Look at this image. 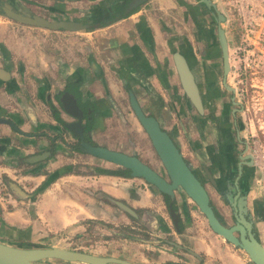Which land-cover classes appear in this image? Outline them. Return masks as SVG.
<instances>
[{
    "label": "crops",
    "instance_id": "0c3cea01",
    "mask_svg": "<svg viewBox=\"0 0 264 264\" xmlns=\"http://www.w3.org/2000/svg\"><path fill=\"white\" fill-rule=\"evenodd\" d=\"M1 1L42 18L94 24L84 30H44L0 17V117L14 118L22 132L32 134L21 136L0 125V182L5 186L4 190L0 185V243L97 256L109 252L113 257L125 252L126 256H138L131 251L137 253V241L119 239L108 246L96 241L97 230L101 231L97 223L104 227L128 223L121 212L98 199L110 196L133 208L147 209L169 227L157 194L142 190L138 180L91 172L90 167L108 166L89 157L56 155L46 166L48 172L68 164L73 171L50 182L23 171L18 157L30 154L49 137L59 136L61 128L52 118L51 108L63 122L71 121L59 106L63 98L72 100L80 110L87 140L109 149L140 153L147 142L130 111L128 93L141 111L153 116L173 138L182 156H189L188 145L194 137L191 139L183 115L188 114L191 120L194 117L178 90L171 53L177 48L174 38L178 30L184 27L178 23L199 17L198 0L194 4L189 0H148L133 10L132 0ZM213 124L214 134H223V143L229 146L228 129ZM10 184L21 192H15ZM249 193L248 187L246 197ZM175 198L177 203L184 199L180 194ZM249 208L255 233L264 246V207ZM189 215L192 222L185 228L184 240L203 255L204 264H214L212 260L249 264L241 251L211 232L198 229L197 235L193 233L192 223L196 227L200 223L197 213ZM151 228L156 229L157 224L153 222ZM86 232L94 236L93 241L84 240ZM166 254H160L161 261L168 259ZM46 264L79 263L46 260Z\"/></svg>",
    "mask_w": 264,
    "mask_h": 264
},
{
    "label": "flooded vegetation",
    "instance_id": "af4514ba",
    "mask_svg": "<svg viewBox=\"0 0 264 264\" xmlns=\"http://www.w3.org/2000/svg\"><path fill=\"white\" fill-rule=\"evenodd\" d=\"M197 2L200 10L199 16H202V19H204L208 25L206 30L205 31L203 30L204 35L201 31L199 32V34L202 35V39L204 38L206 41H209V43H207L203 39L204 43L203 44L201 43L202 46L198 45L196 52L194 49L191 48L189 44H187V42H185V40L183 39L180 40V37H178V33L174 38L177 44L176 51L174 52L180 53L185 58L194 76V81L196 83L202 105V111L201 113H198L190 104V102L186 100L188 103L187 106L189 107V109H191V112L194 117L193 120H191L188 114L183 115L184 116L183 120H185L186 122V127L190 132L191 139L194 137V140L191 142V144L188 145L190 155L186 157L182 156L180 149L178 148L177 144L174 142L173 138L161 127L159 122L153 116L144 114L143 112L142 113L146 116L153 117L158 122L161 130H163L171 139L176 149L180 153L183 162L188 166L192 175L195 177V179L204 189L208 198V205L210 206L214 216L217 219L221 220L223 224L227 228H229L236 225L237 223L236 218H238V215L240 213L244 218V220L250 224V233L261 244L254 230V222L252 218L253 211H250L247 202L246 192L244 193V190H246L247 187H249L248 185L251 180V168H253L252 162H251V166H248L247 163L249 162V160L248 159L244 160L242 158L244 156H249L248 155L249 146H248V142L244 139V137L240 135V130L242 129L241 128L242 126L236 119L237 109L232 105V100H233L232 90L230 91L227 90V88L229 89L231 88L226 85V78L224 79L225 86L223 85V67H222L223 59H222L220 45L218 42L217 29L218 26L220 27L221 24L224 26V29H222V31L224 33V37L227 44V50H228V47L232 42L226 36V31H228V24L226 23V17L223 16L222 13L218 12L215 7H214V11H217L223 17V22L220 24H218V22L216 21V15L214 11L211 12V10L207 8V6H205L202 2H200V0H198ZM210 4L214 6L211 2ZM140 5L141 4L135 6L134 8H132V10L136 9ZM6 8L11 12L19 15H24L29 17H33L37 15L30 14L29 12L22 9L21 10L12 9L7 4H3L1 1L0 17L10 20L12 22L29 27L44 29V30H64L62 28L48 29V28L35 27L20 23L4 13V10ZM37 17L45 20L46 22H51V23L68 22L76 25L78 24L82 26L80 27V30L88 29L92 27L94 24V23L81 24L76 21L53 20V19L42 18L40 16ZM174 52L171 53V60ZM172 64H173V60H172ZM228 70L230 72V67H228ZM178 90L181 91L179 82H178ZM207 98L210 100V102L207 101ZM63 100L72 103V100L70 99L63 98ZM61 102L62 100H60L58 103L62 112H64L65 109L64 106H62ZM180 102L179 104H181ZM128 104H129V100H128ZM183 108H185L184 104H183ZM130 111L133 117L135 118L131 108ZM50 112L54 121L58 125H60L61 128L60 134L59 136L56 135L49 137L47 142L45 144L43 143V145L42 144L36 145L30 154H27L24 157H18V166L24 168L23 171H28L30 175H42L45 177L43 182H50L52 180H55L60 175L66 173H72L73 171L72 170L73 167L68 164V165H63L57 168L56 170H53L52 172H48L46 166L48 163H51L55 160L56 155H63L66 158L72 156L75 157L85 156L96 160L98 163L103 162L108 166L107 169H102L100 167H90L91 172L97 175L105 174V175L116 176L126 180H130V179L138 180L140 182V188L142 190L150 191L152 193L157 194L160 197L161 206L168 218L169 227H167L164 220H162L158 216H155L152 212L148 211L147 209L133 208L123 200H119L116 198H111L110 196L108 197L103 195V198L98 199V202L103 201L107 203V205H110L114 210L121 212L128 219V223L126 225L118 224L112 226L109 225L107 227H104L101 224L99 225L97 223L96 224L97 227L101 226L100 228L106 231V234H103L104 231L97 230V235H101L104 237L109 236L112 242L117 241L119 239H125V241H130V242L137 241L138 244L140 245L137 248V253H136V249L131 251L134 252V254H138V256L141 257V262H142L141 264H204L203 255L193 251L192 246L189 245L184 240V238H186L185 236H183L185 235V228L191 225L192 222L189 213L190 212L197 213L198 222L200 223L199 227H196L192 223V226L190 227H192L191 229H193V233H196L197 235L198 229H203L211 232L215 236L218 235L214 234L210 230L204 216L198 211L196 205L188 197H186L183 192L174 191L173 197L170 198L168 195L160 193L158 190H156L154 186L146 183L143 179L131 177L127 170L115 166L110 162L97 159L89 155L88 153L84 152V149L81 147V144L79 142L78 136H74L69 130L64 128V124L66 122H63L57 117L55 109L51 108ZM215 113H218L217 117L214 116ZM64 114L71 119V121L67 122L66 124L76 122V118L69 116L65 112ZM81 120H80V124H81ZM135 120L137 121L136 118ZM213 122L214 123L216 122L222 128L228 129L227 130L229 132L228 142L230 143L228 144L229 146L223 143L224 142L223 134L218 136L214 134L216 127L214 126ZM137 123L142 133L145 135L147 142V146L146 145L142 146L143 148H141V151L140 153L138 152V154L133 149L122 151L117 149L116 150L109 149L104 146H99L97 144H94L85 138L84 136L85 131L82 126L83 140L92 147L105 148L107 150L120 152L125 155L135 157L139 162H141L142 164L146 165L151 170H153L158 176L162 177L165 181H168L164 169L157 155L155 154V151L150 143L147 134L140 126L138 121ZM0 125H4L8 127L12 132L17 133L21 136H32V134L28 135L22 132L19 126V122L10 116L9 118L0 117ZM41 136H45V135L40 134V137ZM63 136H69V137H63ZM50 139H52V142L50 141ZM53 141L60 143V145L57 146V144L53 143ZM228 147L230 150L228 149ZM24 159H26V161ZM88 168L89 167L85 165L86 171H88ZM0 185L2 189L5 190V186L3 185L2 182H0ZM176 194L182 195L184 199L181 202L178 201L177 203L175 198ZM241 196L243 197L244 200L243 212L242 211L240 212L238 208V199L241 198ZM169 207L172 209V211L177 217L175 223L173 222L169 214ZM259 214L263 215L261 210L259 211ZM153 222L154 224L155 223L157 224L156 229L151 228ZM161 233L163 236L159 237V234ZM233 235L235 237H238L237 232H233ZM218 238L220 240H223L219 236ZM223 242L228 246L234 248L235 250H239L238 248L233 247L228 242L224 240ZM261 246L264 247L262 244ZM160 252L167 253L166 255L168 257H173V259L168 258L161 261ZM125 253L123 254L124 256L127 255V253L126 254ZM110 254L111 253H108L107 256H102V257L115 258ZM150 258H154V259H150ZM245 258L247 259L249 264H252L248 260L246 255ZM119 260H123V259H119ZM212 261L214 262V264H219V262L216 260H212ZM63 263H69V262H63ZM131 264H135V263H131Z\"/></svg>",
    "mask_w": 264,
    "mask_h": 264
},
{
    "label": "water",
    "instance_id": "95a60500",
    "mask_svg": "<svg viewBox=\"0 0 264 264\" xmlns=\"http://www.w3.org/2000/svg\"><path fill=\"white\" fill-rule=\"evenodd\" d=\"M145 1L147 0H132L131 7L134 8ZM200 2L207 6L211 12L214 11V6L210 4L209 0H200ZM4 13L20 23L35 27L48 29L62 28L65 30H78L82 27L81 25L68 22H46L37 16L29 17L15 14L7 8L4 10ZM214 13L218 24L222 23L223 17L221 14L217 11H214ZM217 36L223 59V85L225 86L224 79L228 72L227 44L224 33L219 26L217 29ZM172 60L184 98L190 102L198 113H201L202 105L198 89L194 81V76L185 58L180 53L174 52ZM227 90L230 91L231 89L227 88ZM128 97L129 106L140 126L147 134L155 154L164 169L168 181H165L162 177L158 176L153 170L139 162L135 157L107 150L105 148L92 147L84 142L82 125L80 124L82 117L81 112L73 101L70 103L62 100L61 102L65 109L64 112L69 116L76 118V122L74 123H65L64 128L69 130L74 136H78L81 147L84 149V152L89 155L127 170L131 177L143 179L146 183L154 186L160 193L166 194L170 198L173 197L174 191L183 192L185 196L196 205L198 211L204 216L208 227L214 234L221 237L233 247L241 250L252 264H264V247H262L250 233V224L246 222L239 213L238 218H236V225L227 228L221 220L214 216L210 206L208 205V198L204 189L192 175L188 166L183 162L180 153L171 139L163 130H161L158 122L153 117L146 116L142 113L131 93H128ZM232 105H235L233 100ZM242 158L244 160L248 159L249 162L247 164L248 166H251L252 157L250 155ZM10 185L13 187L15 192L20 193L16 185ZM247 191L248 187L244 190V193H247ZM242 196L238 199V208L240 212H243L244 205V196ZM169 214L175 223L177 217L170 207ZM233 232H237L238 237H235ZM45 260H57L60 262L81 264H131L124 260L112 257L96 256L84 252L65 250L55 247L19 248L0 243V264H38L39 262Z\"/></svg>",
    "mask_w": 264,
    "mask_h": 264
},
{
    "label": "rangeland",
    "instance_id": "374dc122",
    "mask_svg": "<svg viewBox=\"0 0 264 264\" xmlns=\"http://www.w3.org/2000/svg\"><path fill=\"white\" fill-rule=\"evenodd\" d=\"M192 4L195 3L197 0H189ZM194 2V3H193ZM194 6V5H193ZM224 14L226 17V23L228 24V31H226V36L232 42L228 47L227 50V62L228 67H230V60L229 54L231 52L230 48L233 43L236 41L238 37V20L236 18L235 13L231 8H225ZM178 25H183L184 27L178 30V37L180 40H185L187 44L191 46L197 52L198 45L202 46L204 41L202 39V35L199 34L203 30L205 31L207 28V22L202 19V16L192 17V20L187 19L184 24L178 23ZM221 29H224V26L220 25ZM204 35V33H203ZM201 39V40H200ZM179 40V41H180ZM209 43V41H206ZM205 42V43H206ZM202 43V44H201ZM204 46V45H203ZM232 63V62H231ZM232 69V68H231ZM228 70L225 78H226V85L229 86L232 90V99L235 105H233L237 109L236 119L241 124L240 135L244 137V139L248 142V155H251V141L253 139L258 140L259 144L261 145L262 152L264 154V72L257 70L258 72L255 74H248L246 79V92L243 94V98L239 95L240 86L237 83L238 77L235 74ZM258 164H255V160L252 159V167L251 168V180L249 183V190L250 193L247 197V202L250 207H253L258 210L262 209L261 207L264 206V178L261 177L260 170L257 167ZM260 211V210H259ZM103 230L102 228H100ZM94 236L88 234L86 232L85 241H93L92 239ZM96 241L99 244H103L108 246L110 244H114L110 237H104L101 235L96 236ZM110 253V252H109ZM120 253V252H119ZM126 254V253H125ZM121 257V259L129 261L135 264H141V257L140 256H115ZM150 257V256H148ZM173 259V257H168ZM154 259V258H150ZM38 264H46V261H42Z\"/></svg>",
    "mask_w": 264,
    "mask_h": 264
},
{
    "label": "built area",
    "instance_id": "2783aa9c",
    "mask_svg": "<svg viewBox=\"0 0 264 264\" xmlns=\"http://www.w3.org/2000/svg\"><path fill=\"white\" fill-rule=\"evenodd\" d=\"M216 10L224 14L231 8L238 20V37L231 46L230 69L238 77L239 95L246 92L248 74L264 72V0H209ZM232 62V63H231ZM251 157L258 164L264 178V154L258 140L251 141Z\"/></svg>",
    "mask_w": 264,
    "mask_h": 264
},
{
    "label": "trees",
    "instance_id": "16d2710c",
    "mask_svg": "<svg viewBox=\"0 0 264 264\" xmlns=\"http://www.w3.org/2000/svg\"><path fill=\"white\" fill-rule=\"evenodd\" d=\"M53 177H54V176H53ZM54 178H55V177H54ZM54 178H53V179H54Z\"/></svg>",
    "mask_w": 264,
    "mask_h": 264
}]
</instances>
